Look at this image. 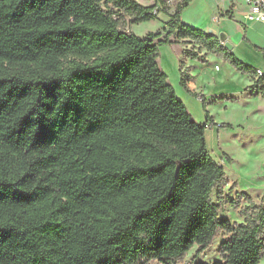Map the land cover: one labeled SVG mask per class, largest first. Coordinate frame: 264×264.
I'll use <instances>...</instances> for the list:
<instances>
[{
	"label": "trees",
	"instance_id": "obj_1",
	"mask_svg": "<svg viewBox=\"0 0 264 264\" xmlns=\"http://www.w3.org/2000/svg\"><path fill=\"white\" fill-rule=\"evenodd\" d=\"M153 1L0 0V264H175L219 231L211 264L264 260V208L241 191L230 203L242 221L219 216L228 180L206 144L209 115L192 117L159 46L204 48L263 97L264 72L182 22L189 0L162 38L129 30L156 2L166 11Z\"/></svg>",
	"mask_w": 264,
	"mask_h": 264
},
{
	"label": "rangeland",
	"instance_id": "obj_2",
	"mask_svg": "<svg viewBox=\"0 0 264 264\" xmlns=\"http://www.w3.org/2000/svg\"><path fill=\"white\" fill-rule=\"evenodd\" d=\"M138 1L145 5L154 3L153 0ZM163 2L166 11L163 10L162 4L156 2L153 9L155 13L153 19L138 23L129 22L127 28L141 37L159 31V38H162L167 29V21L171 14L177 10V6L182 0H163ZM189 13L191 14L192 11H188L186 6L182 7L180 20L185 21L189 18ZM194 27L199 28L198 25ZM157 39L155 38L154 41ZM190 48L197 49V45L183 40L169 45H160L158 63L167 73L169 82L175 88L178 97L185 103L192 117L196 121L202 122L205 118L199 120L198 117H203L205 112L203 113L200 100L190 95L185 96L180 90V87L182 89L184 87L176 81L178 66L181 73L182 61L188 60L187 65L192 61L183 54L185 49ZM199 53L200 55L203 53L202 57H204L210 52L200 48ZM179 58H181L180 61ZM216 60L217 64H222L221 58ZM195 63L197 64V62ZM228 66L232 69L217 71L214 68V63L208 62L204 70L200 66L193 67L192 74L197 73L194 77L197 78L198 85L209 84V90L216 87L212 92L204 91L203 96L205 97L210 124V127L205 130L206 144L212 157L223 166L228 180L223 188L224 203L220 205L219 216L228 219L230 222H241L243 218L239 214L238 208L230 203L239 192L247 193L264 208V97L261 94H249L251 92L245 90L252 81V76L238 72L229 63ZM187 81L188 79H186V83ZM191 91L198 97L203 90ZM216 123H220L222 126L215 129ZM226 155H229L230 160L226 159ZM212 199L219 204L215 192L212 193ZM245 202L242 199L241 204H245ZM227 237V233L219 231L206 248L199 250L197 245H193L184 258L175 264L213 263L219 258L220 242ZM151 264L161 263L158 260H152ZM260 264H264V260Z\"/></svg>",
	"mask_w": 264,
	"mask_h": 264
},
{
	"label": "crops",
	"instance_id": "obj_3",
	"mask_svg": "<svg viewBox=\"0 0 264 264\" xmlns=\"http://www.w3.org/2000/svg\"><path fill=\"white\" fill-rule=\"evenodd\" d=\"M186 9L192 11V15L189 13V18L185 19L186 22L181 20L182 22H188L187 24L191 26L198 25L200 29L217 35L221 43L223 41H229L232 45L231 51L237 58L246 64L256 67L260 72H264V22L251 20L245 16L246 7L242 0H236L233 2L230 0H189ZM213 54L210 52L202 58H188L192 60L189 62V65L186 64L188 60L182 61L183 69L187 68V73L189 74L187 76L188 81L186 87L183 86L184 89L180 87V90H182L185 96L190 95L200 100L196 94H191L194 93L191 90H203L201 93L203 94L204 91L212 92L216 88L209 90V84L203 86L198 85L197 78L194 77L197 73L192 74L193 67L200 66L201 69L204 70L206 64L211 62L214 63V68L217 71L230 68L228 63L223 59L222 64H217L216 59L220 58ZM178 60L180 61L181 58ZM195 62H197V64ZM203 64H205V66H202ZM231 69L232 68H230V70ZM180 76L181 73L178 66V70L176 71V81L179 85H181ZM230 82L233 83L232 81ZM251 83L252 81L248 85ZM249 94L256 93L251 92ZM200 102L203 113L205 112V114L201 118L198 117V119L203 120L206 118L208 112L206 106L203 107L201 100ZM220 126H222V124ZM214 127L216 129L218 126L216 125Z\"/></svg>",
	"mask_w": 264,
	"mask_h": 264
},
{
	"label": "built area",
	"instance_id": "obj_4",
	"mask_svg": "<svg viewBox=\"0 0 264 264\" xmlns=\"http://www.w3.org/2000/svg\"><path fill=\"white\" fill-rule=\"evenodd\" d=\"M231 2L236 0H230ZM246 9L245 16L251 20L264 22V0H242ZM215 125L220 126V123Z\"/></svg>",
	"mask_w": 264,
	"mask_h": 264
},
{
	"label": "water",
	"instance_id": "obj_5",
	"mask_svg": "<svg viewBox=\"0 0 264 264\" xmlns=\"http://www.w3.org/2000/svg\"><path fill=\"white\" fill-rule=\"evenodd\" d=\"M219 40H220V39H219ZM222 44H223L226 48H228V49H231V48H232V45H231V43H230L229 41H223Z\"/></svg>",
	"mask_w": 264,
	"mask_h": 264
}]
</instances>
